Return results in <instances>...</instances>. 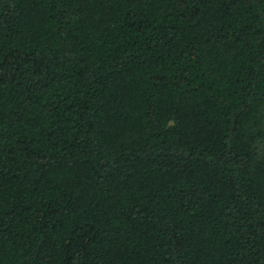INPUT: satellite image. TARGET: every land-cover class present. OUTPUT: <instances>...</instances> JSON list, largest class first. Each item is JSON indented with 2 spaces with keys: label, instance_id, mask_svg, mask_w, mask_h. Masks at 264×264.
<instances>
[{
  "label": "trees",
  "instance_id": "trees-1",
  "mask_svg": "<svg viewBox=\"0 0 264 264\" xmlns=\"http://www.w3.org/2000/svg\"><path fill=\"white\" fill-rule=\"evenodd\" d=\"M0 264H264V0H0Z\"/></svg>",
  "mask_w": 264,
  "mask_h": 264
}]
</instances>
